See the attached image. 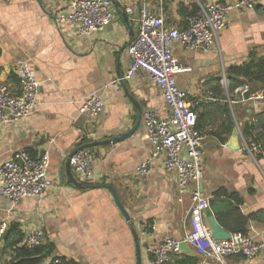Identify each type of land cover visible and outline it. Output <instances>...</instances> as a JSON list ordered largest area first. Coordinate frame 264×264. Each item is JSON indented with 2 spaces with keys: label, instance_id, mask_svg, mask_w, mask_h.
I'll list each match as a JSON object with an SVG mask.
<instances>
[{
  "label": "crops",
  "instance_id": "0c3cea01",
  "mask_svg": "<svg viewBox=\"0 0 264 264\" xmlns=\"http://www.w3.org/2000/svg\"><path fill=\"white\" fill-rule=\"evenodd\" d=\"M111 1V25L85 37L69 23L57 27L54 22V14L67 9L69 1L0 0V84L18 91L15 69L21 62L30 63L40 82L35 111L0 130V166L21 151L33 157L47 153L54 184L44 198H25L16 205L0 195V224L18 223L25 234L43 228V246L50 256L42 264L52 258L67 264H152L147 248L167 237L183 240L193 230L190 191L180 192L176 174L161 159L152 162L148 176L136 175L152 154L143 120L135 135L109 143L134 128L140 110L162 119L170 116L148 74L140 72L125 80L128 90L120 81L130 67L127 49L139 33L142 0ZM224 1L228 0H151L150 7L157 13L162 7L166 23L181 30L200 5ZM173 49L179 61L192 69L177 80L195 104L197 127L205 135L202 190L213 216L216 219L214 207L224 206L221 200L213 203L221 189L242 200L239 208L244 215L264 213V159H256L257 149L252 155L248 152L253 141L243 132L264 110V94L257 92L247 100L236 91L229 94L226 72L248 62L252 52L264 58V0L254 10L232 12L213 51L192 52L180 44ZM96 93L105 101L104 111L96 118L82 115V103ZM81 146H92L86 150L93 154L99 176L94 184L84 182L69 163L71 153ZM105 185L114 188L130 220ZM211 219L204 212L203 222L209 226ZM248 234L264 238V220L251 221ZM188 247L190 251L176 254L177 258L187 255L198 258L199 264H216ZM232 262L264 264V252L251 261L236 257Z\"/></svg>",
  "mask_w": 264,
  "mask_h": 264
},
{
  "label": "built area",
  "instance_id": "2783aa9c",
  "mask_svg": "<svg viewBox=\"0 0 264 264\" xmlns=\"http://www.w3.org/2000/svg\"><path fill=\"white\" fill-rule=\"evenodd\" d=\"M3 1V0H1ZM151 0H142L138 20L139 33L128 46L130 67L122 80H132L140 72L150 76L158 86L169 109L167 119L151 111L143 114L146 139L152 147L149 159L138 167L136 175L148 176L152 162L161 159L164 167L177 176L182 194L190 191L193 208L191 230L183 240L167 237L156 246L147 248L152 264H167L173 255L179 254L182 243H187L216 264H233L232 259L241 257L251 261L264 252V238L257 240L249 234H231L229 239L218 240L202 220L204 212L211 209L210 200L202 190L206 179L204 169L205 135L197 128L195 104L187 91L182 89L177 77L192 69L184 66L174 53V45L180 44L188 51L209 53L215 48L220 34L229 26V16L235 11L254 10L259 0H228L200 5L197 14L188 20V26L178 30L171 28L163 15V8L157 13L150 7ZM111 0H75L67 9L58 11L53 19L60 27L63 23L73 25L78 34L91 37L105 31L114 20ZM131 12V9H129ZM18 91L12 92L7 85L0 84V130L13 122L27 119L38 106L40 82L29 62H21L15 69ZM249 86L236 90L243 100ZM251 98V97H250ZM248 98V99H250ZM106 104L99 94L88 98L80 107V113L90 118L98 117ZM256 144L247 147L252 155ZM254 150V151H253ZM49 156L38 157L21 151L15 153L0 166V195L16 205L25 198L42 199L54 187L49 176ZM75 173L86 183L94 184L99 176L94 172V156L88 150H81L70 160ZM182 201V200H180ZM9 223L0 224V240ZM156 230V227H153ZM28 247L43 246L46 234L38 228L26 234ZM46 264H67L61 258H52Z\"/></svg>",
  "mask_w": 264,
  "mask_h": 264
},
{
  "label": "trees",
  "instance_id": "16d2710c",
  "mask_svg": "<svg viewBox=\"0 0 264 264\" xmlns=\"http://www.w3.org/2000/svg\"><path fill=\"white\" fill-rule=\"evenodd\" d=\"M226 72L230 79L229 94L232 95L237 89L245 86H249L250 89L246 94L247 99L260 91H263L264 94V58H259L256 52L250 54L248 62L231 66ZM226 113L231 116L229 112ZM233 127L232 123L230 128ZM197 128L200 130L199 126ZM243 132L247 140L251 138L253 143L258 146L254 153L256 159H264V110L256 114L252 122L245 125ZM220 200L223 201L224 206L221 210L214 207L216 219L231 234H248V224L251 221L264 220L262 212L244 215L239 208L242 200L238 199L236 195L230 196L224 189L215 193L213 203ZM25 238L26 234L18 223L13 222L8 226L0 240V264H42L50 256V251H46L45 246L28 247L24 243ZM199 262L200 260L193 256L186 255L177 258L176 255H173L172 261L167 264H199Z\"/></svg>",
  "mask_w": 264,
  "mask_h": 264
},
{
  "label": "water",
  "instance_id": "95a60500",
  "mask_svg": "<svg viewBox=\"0 0 264 264\" xmlns=\"http://www.w3.org/2000/svg\"><path fill=\"white\" fill-rule=\"evenodd\" d=\"M66 1L72 2V1H75V0H66ZM122 84H123V86L125 87V89L128 90L127 83H126L125 80H122ZM142 120H143V111L140 110V111H139V118H138V121H137L136 125L134 126V128H133L131 131H129V133H127V134H125V135H123L122 137H119V138H117V139H113V141H111V142H109V143H110V144H116V143L122 142V141H124V140H126V139L132 137L133 135H135L136 132H138V131L141 129V127L143 126V125H142ZM238 135H239V133H238V131L236 130V131H235V137H238ZM91 147H92V146H81V147L76 148V149L71 153V155H70V157H69V163H70L71 158H72L76 153H78V152L81 151V150H85V149H88V148H91ZM104 188L109 189V190L112 192V194H113V196L115 197V200H116L118 206L120 207L122 213L125 215V217H126L127 219L130 220L128 214L126 213V211L124 210L123 206L121 205V203H120V201H119V199H118V196H117V194H116L114 188H113L112 186H109V185H105ZM207 211H208V213H210V215H211V217H212V219H211V223H210V225H209V228H210L211 231L213 232L214 237H215L216 239H218V240L229 239V238L231 237V233H229L226 229H224V228L218 223V221H217V220L215 219V217L213 216V213H212V210H211V209H209V210H207ZM180 250H181V251H187V252L190 251L187 243H182V244H181V247H180Z\"/></svg>",
  "mask_w": 264,
  "mask_h": 264
}]
</instances>
